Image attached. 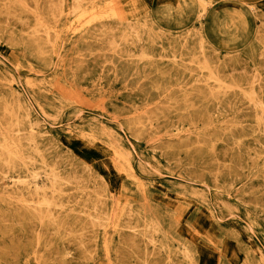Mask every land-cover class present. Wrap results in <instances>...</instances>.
Returning <instances> with one entry per match:
<instances>
[{"label":"rangeland","instance_id":"374dc122","mask_svg":"<svg viewBox=\"0 0 264 264\" xmlns=\"http://www.w3.org/2000/svg\"><path fill=\"white\" fill-rule=\"evenodd\" d=\"M0 264H264V0H0Z\"/></svg>","mask_w":264,"mask_h":264},{"label":"bare ground","instance_id":"6f19581e","mask_svg":"<svg viewBox=\"0 0 264 264\" xmlns=\"http://www.w3.org/2000/svg\"><path fill=\"white\" fill-rule=\"evenodd\" d=\"M77 3V2H76ZM115 4V3H114ZM10 10V9H9ZM118 15H121V14H118ZM91 19V18H90ZM91 21V20H90ZM92 22V21H91ZM206 63V62H205ZM207 66V65H206ZM214 76V75H213ZM214 80L215 79H217V78H213ZM59 84V83H58ZM254 85V84H253ZM57 86V85H56ZM252 93V92H251ZM251 95V94H250ZM245 96V95H244ZM248 96V95H247ZM249 97V96H248ZM251 99V98H250ZM259 105V104H258ZM261 119V118H260ZM5 165H7V164H5ZM50 171V170H49ZM52 171V170H51ZM54 178H56V177H54ZM40 179V178H39ZM58 179V178H57ZM37 180V179H36ZM49 180V179H48ZM13 181V180H12ZM50 181V180H49ZM25 182H26V180H25ZM37 182V181H36ZM45 182H47V181H45ZM19 183V182H18ZM42 183H43V181H42ZM56 183V182H55ZM25 184V183H24ZM24 186V185H23ZM38 186V185H37ZM24 188V187H23ZM34 188H35V186H34ZM39 190H40V188H39ZM38 190V191H39ZM38 193V192H37ZM53 194V193H52ZM38 197V196H37ZM45 202V201H44ZM48 202V201H47ZM43 204H41V206H42ZM45 205V204H44ZM43 205V206H44ZM46 206H49V205H46ZM37 207V206H36ZM39 207H40V204H39ZM56 207V206H55ZM47 208H49V207H47ZM96 212V211H95ZM47 214H48V212H47ZM42 215V214H41ZM92 218V217H91ZM43 222V221H42ZM41 222V223H42ZM53 222V221H52ZM96 222V221H95ZM100 222V221H99ZM110 223V222H109ZM83 235V234H82ZM136 235V234H135ZM83 237V236H82ZM95 241V240H94ZM135 245V244H134ZM164 250V249H163ZM37 255V254H36ZM187 256H188V254H187ZM147 257V256H146ZM36 258V257H35ZM184 258V257H183ZM188 258V257H187ZM37 263V262H36Z\"/></svg>","mask_w":264,"mask_h":264}]
</instances>
